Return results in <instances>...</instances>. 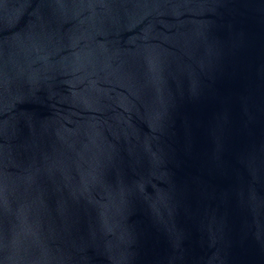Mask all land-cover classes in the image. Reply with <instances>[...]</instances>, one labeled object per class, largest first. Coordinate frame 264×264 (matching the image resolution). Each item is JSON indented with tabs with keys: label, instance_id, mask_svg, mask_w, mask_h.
I'll return each instance as SVG.
<instances>
[{
	"label": "water",
	"instance_id": "1",
	"mask_svg": "<svg viewBox=\"0 0 264 264\" xmlns=\"http://www.w3.org/2000/svg\"><path fill=\"white\" fill-rule=\"evenodd\" d=\"M0 264H264V0H0Z\"/></svg>",
	"mask_w": 264,
	"mask_h": 264
}]
</instances>
